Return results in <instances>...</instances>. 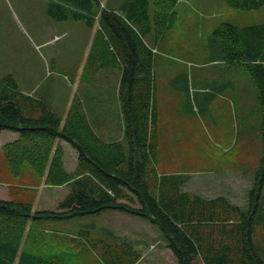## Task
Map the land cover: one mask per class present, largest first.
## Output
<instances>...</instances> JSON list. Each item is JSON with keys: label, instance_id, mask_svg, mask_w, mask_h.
<instances>
[{"label": "rangeland", "instance_id": "374dc122", "mask_svg": "<svg viewBox=\"0 0 264 264\" xmlns=\"http://www.w3.org/2000/svg\"><path fill=\"white\" fill-rule=\"evenodd\" d=\"M129 1L99 0L95 10L100 14L113 10L124 17L123 7ZM149 1L154 29L141 36L153 52L159 176H190L185 184L190 182L192 193L230 194L231 204L247 209L248 194L264 158V107L247 67L222 61L216 30L224 24H264V7L239 10L231 8L228 0H180L159 29L153 20L156 5ZM60 3L0 0V79L12 75L23 93L32 91L35 98L42 96L63 106L57 109L63 118L67 103L78 96L96 134L105 142H124L118 96L124 65L118 67L101 53L99 18L96 30L85 21H58L51 13ZM99 64L103 66L96 71ZM16 140L10 132L0 136V199L9 195L32 203L37 212L56 210L68 187L51 188L37 196L40 181L47 185L45 177L40 178L28 165L21 176H14L2 150ZM67 147L65 168L74 176L78 156ZM31 222L34 240L39 220ZM46 224L63 235L50 241L60 244V256L70 259V264H104L105 243L139 252L146 257L140 264H177L159 225L145 218L106 210ZM195 264L203 263L198 258Z\"/></svg>", "mask_w": 264, "mask_h": 264}, {"label": "trees", "instance_id": "16d2710c", "mask_svg": "<svg viewBox=\"0 0 264 264\" xmlns=\"http://www.w3.org/2000/svg\"><path fill=\"white\" fill-rule=\"evenodd\" d=\"M59 1L61 5L51 13L54 19L85 21L94 28L99 18L101 53L118 67L124 65L118 90L124 142L102 140L78 96L63 120L42 100L24 95L14 76L0 79V136L7 132L19 136L2 150L11 173L21 176L28 165L40 178L45 177L47 185L70 187L55 211L34 212L30 202L0 199V264H64L59 257L44 260L22 253L29 222L66 220L106 210L158 224L177 264H195L198 258L203 264H264V158L249 191L247 209L223 196L207 199L182 191L190 176H159L153 52L141 36L154 29L150 1L130 0L123 7L124 17L107 9L97 13L99 0ZM179 1L154 0L157 27ZM228 4L239 10H259L264 0H228ZM66 5L74 8L68 10ZM216 31L222 61L247 67L264 107V24H224ZM97 66L96 71L103 65ZM58 140L69 143L78 156L74 176L65 168ZM262 140L264 146V121ZM140 257L129 247L109 245L103 262L136 264Z\"/></svg>", "mask_w": 264, "mask_h": 264}, {"label": "crops", "instance_id": "0c3cea01", "mask_svg": "<svg viewBox=\"0 0 264 264\" xmlns=\"http://www.w3.org/2000/svg\"><path fill=\"white\" fill-rule=\"evenodd\" d=\"M93 30H96V29L94 28ZM76 76H77V74H75L74 78H76ZM23 81H24V78H23ZM74 84L77 85L76 81L74 82ZM17 85H18V89L20 90V84L18 82H17ZM76 89H77V87H76ZM23 90L24 89L22 88V90H20V91L23 93ZM31 92L32 91H25L23 94L26 95V96H29L30 98H33V99H37V100H40V101L42 100L49 110H51L54 113H56L57 115L61 116L62 110L57 111V109H61V108H63V106H59V105L55 104L53 100H48V98L45 99V97H42V96H39V99L38 98H35L34 96H36V94H32ZM65 103H66V101H65ZM69 106H71V101H69L67 103V105L65 106V109H66L65 115H64L65 118H63L61 116V118L63 120H66V118L68 116V112H69V108H70ZM10 133H12V136L15 139H18V137H19L18 134L13 133V132H10ZM120 138H121V140L124 141V124H123V135ZM109 143H111V142H109ZM57 145H61L63 147L64 151L68 153L69 148L67 146L68 145L70 146L69 143H67L66 141L58 140L57 141ZM77 164H78V162H77ZM77 164H76V167H77ZM76 167H75V170H76ZM0 183H1V180H0ZM189 185H190V182L187 183V184H185V186L183 187L184 191H186V192H192L190 190L191 188H188ZM61 187H68V190H69L67 192V194H65V196H64V193H63V195H62L63 197L61 199V201H62V200H64V198L70 192V187L68 185H63V186H60V187H57V186H49V185H45L44 182H41L40 181V185L38 186L39 191L37 192V196H38V193H40L41 191H42L41 193L43 195H45L46 191H49L48 189H51V188L52 189L53 188H61ZM222 187H224V186H222ZM199 188H200V186H198L196 188V190H198ZM229 192L230 191H228L227 193H229ZM193 193H195V192H193ZM195 194H199V193H195ZM214 194H216V195H214ZM218 194H219V192L218 193H211L209 191L206 194L204 193V195H202V196L203 197H206V198H210V199H213V198H215L217 196H223V197H226L227 199H230V200L233 197L230 194H223V193L220 194V195H218ZM4 200H11V198H10L9 195H7V199H4ZM38 209H40V207ZM41 211H55V210H51V209H41L38 212H41ZM34 212H37V211H34ZM47 221H48L47 219H45V220H39L38 225H37L38 226V230L37 231L39 232V234L36 235V237H35L34 240L31 239V236H32L33 231H34V228H33L34 224L31 221L29 222L28 229H27V232H26L24 241L22 243V253L23 254H26V253L34 254L33 253V250H34L37 253L36 255L37 256H40L44 260H49V259H51L53 257H59V258H61V256H60L61 252L59 251L60 244H53V243H51L50 237L57 238V237H62L63 235H61L59 233L53 232L51 230V228H49L47 226L48 225V224H46ZM56 221H63V220H56ZM56 224H58V223H56ZM102 245H104L107 249L109 248V243H105V244H102ZM61 259L64 262V264H70V259L65 260V257H63ZM144 259H146V257L141 256L140 259L136 262V264L142 263L144 261ZM97 264H102V262L97 261Z\"/></svg>", "mask_w": 264, "mask_h": 264}]
</instances>
